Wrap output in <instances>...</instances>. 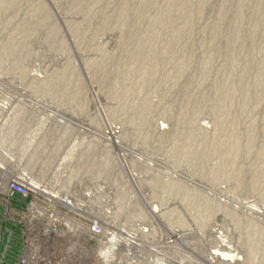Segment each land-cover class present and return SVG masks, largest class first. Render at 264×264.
<instances>
[{
  "label": "rangeland",
  "instance_id": "374dc122",
  "mask_svg": "<svg viewBox=\"0 0 264 264\" xmlns=\"http://www.w3.org/2000/svg\"><path fill=\"white\" fill-rule=\"evenodd\" d=\"M263 52L264 0H0L14 264H264Z\"/></svg>",
  "mask_w": 264,
  "mask_h": 264
},
{
  "label": "crops",
  "instance_id": "0c3cea01",
  "mask_svg": "<svg viewBox=\"0 0 264 264\" xmlns=\"http://www.w3.org/2000/svg\"><path fill=\"white\" fill-rule=\"evenodd\" d=\"M21 205L24 199L17 195L9 197L6 190L0 189V264H14L16 253L20 251L14 219Z\"/></svg>",
  "mask_w": 264,
  "mask_h": 264
},
{
  "label": "bare ground",
  "instance_id": "6f19581e",
  "mask_svg": "<svg viewBox=\"0 0 264 264\" xmlns=\"http://www.w3.org/2000/svg\"><path fill=\"white\" fill-rule=\"evenodd\" d=\"M264 53V52H263ZM191 149V148H190ZM214 149V148H213ZM220 149V148H219ZM216 150H218V149H216ZM215 150V151H216ZM235 149L234 148H232V150H230L231 152H230V154H229V156L230 157H232V159H237V157H236V153L238 154V152H236L235 153V151H234ZM191 151V150H190ZM213 153V152H212ZM192 154H194V153H192ZM235 162V161H234ZM262 178H263V176H262ZM45 189V188H44ZM40 195H43V196H45L46 198H48V199H50V200H52V201H55V202H57L59 205H62V206H64V207H66V208H68V209H70V210H73V211H75V212H77L78 210L76 209V207L75 206H73V203H72V201H66L65 199H59L55 194H52V193H50L49 191H47V189H45V191L43 190V191H41V194ZM184 237V236H183ZM112 240V239H111ZM251 241H253V240H251ZM169 243V242H168ZM251 243V242H250ZM248 244H249V242H248ZM251 244H249L248 246H250ZM253 245H254V243H253ZM253 245H251V247H253ZM113 246V245H112ZM116 248V247H115ZM253 249V248H252ZM220 251V250H219ZM222 251H224V250H222ZM106 254L104 255L105 257H106V259H107V257H108V255H111V252H110V249L107 251V252H105ZM230 252H227V253H223V252H220V254H218V253H214L213 254V258L212 259H214V260H216V261H218L220 264H225V262H226V260H227V257H229V254ZM263 256H264V254H263ZM263 264V263H262Z\"/></svg>",
  "mask_w": 264,
  "mask_h": 264
},
{
  "label": "built area",
  "instance_id": "2783aa9c",
  "mask_svg": "<svg viewBox=\"0 0 264 264\" xmlns=\"http://www.w3.org/2000/svg\"><path fill=\"white\" fill-rule=\"evenodd\" d=\"M8 190L11 194H16L19 196H26L27 195V189L18 183H11L8 187Z\"/></svg>",
  "mask_w": 264,
  "mask_h": 264
}]
</instances>
